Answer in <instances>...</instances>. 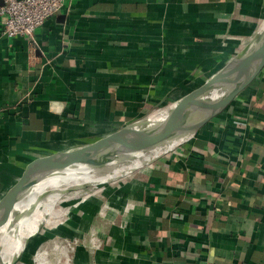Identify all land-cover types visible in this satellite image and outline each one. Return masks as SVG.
<instances>
[{"label": "crops", "instance_id": "crops-1", "mask_svg": "<svg viewBox=\"0 0 264 264\" xmlns=\"http://www.w3.org/2000/svg\"><path fill=\"white\" fill-rule=\"evenodd\" d=\"M263 29L264 0H66L33 41L0 35V185L197 87ZM72 198L74 264H264V67L154 162Z\"/></svg>", "mask_w": 264, "mask_h": 264}, {"label": "water", "instance_id": "water-1", "mask_svg": "<svg viewBox=\"0 0 264 264\" xmlns=\"http://www.w3.org/2000/svg\"><path fill=\"white\" fill-rule=\"evenodd\" d=\"M263 67L264 29L205 81L178 98L158 106L142 118L89 143L68 150L40 155L27 161L16 180L0 196V218L11 213L24 196L31 191L29 182L33 180L32 174L34 172H42L46 176L52 172L62 170H91L126 164L151 156V158H145L147 160L136 163L127 172L117 177L67 188L61 191V194H64L71 190L86 187L89 184H101L111 181L154 162L174 146L168 143L178 135L189 113L197 109H205L211 113L195 128L191 134L193 135L205 123L220 114L256 78ZM234 83L240 84L223 100L219 102L204 101L203 97L208 91H214L220 87ZM168 121H170L168 128L163 133H159V129ZM128 137H142L146 140V143L121 149L120 147L127 143L125 139ZM22 213L23 211L18 213L16 218L17 222ZM20 228L21 225H19V230ZM28 240L26 239V243ZM26 243L22 250L25 249ZM5 254L6 251L0 244V264H8ZM22 254L23 251H21L14 262L9 264H16Z\"/></svg>", "mask_w": 264, "mask_h": 264}, {"label": "bare ground", "instance_id": "bare-ground-1", "mask_svg": "<svg viewBox=\"0 0 264 264\" xmlns=\"http://www.w3.org/2000/svg\"><path fill=\"white\" fill-rule=\"evenodd\" d=\"M239 84L240 83H234L232 85L220 87L214 91H208L204 95L203 99L206 102H219L228 96V94ZM210 114L211 113L205 109H197L194 112L189 113L178 135L168 144H173L175 146L190 137L195 128ZM169 125L170 121L164 124L158 132L163 133ZM125 140L127 143L122 145L120 147L121 149H126L132 145L146 143V140L142 137H128ZM145 158H151V156H147L142 159L147 160ZM141 161L143 160L136 163ZM96 170L97 169L62 170L52 172L46 176H44L42 172H34L32 174L33 180H30L29 182V188L31 191L24 196L18 206L13 209L11 213L0 218V244L6 251L5 258L8 264L14 262L18 258L21 251H23L22 249L26 243V239H30L39 231V224L51 214L56 203L63 195L61 194V191L75 186L78 187L80 183H87L88 180L86 179L89 174ZM119 175L120 174L113 175L112 177L114 178ZM20 211H23V213L20 215L19 221L17 222L16 218ZM19 225H21L20 230ZM61 245L62 244H59L54 240L51 247L46 245L45 249H38L35 254V260L38 264H43L45 259H48L51 264H56V261H58L61 256Z\"/></svg>", "mask_w": 264, "mask_h": 264}, {"label": "rangeland", "instance_id": "rangeland-1", "mask_svg": "<svg viewBox=\"0 0 264 264\" xmlns=\"http://www.w3.org/2000/svg\"><path fill=\"white\" fill-rule=\"evenodd\" d=\"M250 41H248L246 45ZM232 56L233 55H231L230 57ZM136 120H133V121H136ZM124 177H126V175L122 177H118L111 181H107L105 183L89 184L86 187L71 190L67 193H64L54 207L55 212L52 213L50 216H47L45 220L39 224V228H40L39 232L35 234L34 236H32L29 239V241H27L25 249L23 250V254L20 260L16 264H38V262L35 260V254L37 250L45 249L46 245L51 247V244L54 240L58 242L59 244H62L61 245L62 247H60L61 256L58 259V261H56V264H74L73 263L74 252L75 250H77L78 246L81 244L82 238H80V236L79 237L76 236L73 230L75 225L77 224L74 223L73 224L74 227H72L71 225H67V212L70 214V210L67 211V202H69L70 198L72 197H73L72 200L74 201L75 199L78 198L80 193L84 191H86L87 193H92V194L95 192H98L104 189L105 187H108L110 184L115 183ZM6 188H7V184L3 183L0 185V196L4 193ZM75 194H78V195H75ZM71 247H73V250ZM69 251L70 252L73 251V253L70 254ZM43 264H51V263L50 261H48V259H45Z\"/></svg>", "mask_w": 264, "mask_h": 264}, {"label": "built area", "instance_id": "built-area-1", "mask_svg": "<svg viewBox=\"0 0 264 264\" xmlns=\"http://www.w3.org/2000/svg\"><path fill=\"white\" fill-rule=\"evenodd\" d=\"M0 35L7 38L23 36L34 40V31L50 15L58 12L66 0H1ZM92 236L94 249L100 246ZM73 250V247H71ZM68 250V249H67ZM70 252V251H69ZM68 252V253H69ZM73 251L70 252L72 254Z\"/></svg>", "mask_w": 264, "mask_h": 264}]
</instances>
